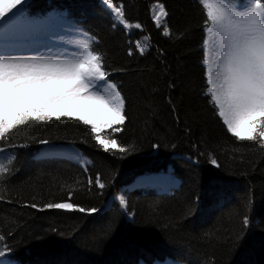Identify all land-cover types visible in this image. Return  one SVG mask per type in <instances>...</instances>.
Instances as JSON below:
<instances>
[{
  "label": "trees",
  "instance_id": "1",
  "mask_svg": "<svg viewBox=\"0 0 264 264\" xmlns=\"http://www.w3.org/2000/svg\"><path fill=\"white\" fill-rule=\"evenodd\" d=\"M263 2V1H262ZM139 23L133 36L113 23L97 0H31L27 12L50 8L92 37L109 80L125 99L120 131L93 133L70 117L29 119L0 137V259L17 264H137L171 257L186 264H264V139H240L219 120L202 66L207 13L197 0H114ZM166 12L167 34L149 7ZM264 3V2H263ZM147 36L139 54L133 41ZM258 131L264 130L262 124ZM115 140L108 149L96 140ZM42 142L73 143L90 160H32ZM121 148L127 151H120ZM174 154L187 155L196 163ZM215 161V163H213ZM171 164L180 186L126 193L128 221L106 197L140 173ZM105 185H96V177ZM92 183H89V181ZM69 203L70 209L47 208ZM32 205H35L33 207ZM95 208L80 212L79 208ZM248 219L245 225L244 220Z\"/></svg>",
  "mask_w": 264,
  "mask_h": 264
},
{
  "label": "snow or ice",
  "instance_id": "2",
  "mask_svg": "<svg viewBox=\"0 0 264 264\" xmlns=\"http://www.w3.org/2000/svg\"><path fill=\"white\" fill-rule=\"evenodd\" d=\"M21 3L22 0H11L6 5L0 4V21ZM201 3L207 10L206 32L210 35L204 43H211L214 53L208 72V93L229 132L240 139H255L258 127L264 124V3L261 0H250L248 6L234 4L233 0H201ZM22 11L17 9L9 19ZM115 11L123 15L121 9ZM101 61L102 57L87 44L79 59L0 55V137L30 118L44 121L78 116L84 124L92 126L93 133L104 124L109 127L123 124L125 99L116 90L117 86L108 81ZM208 63L206 58L205 64ZM105 85L110 90L107 95L100 91ZM97 110L106 113L103 122L90 115ZM258 135L264 139V130ZM96 140L105 150L109 144L116 147L115 140H103L99 135ZM5 171L0 165V173ZM95 183L105 187L99 176ZM124 203L121 197L120 204ZM46 207L66 209L73 205L49 203ZM78 211L95 212L96 209L81 207ZM244 223L248 224L247 218Z\"/></svg>",
  "mask_w": 264,
  "mask_h": 264
},
{
  "label": "rangeland",
  "instance_id": "3",
  "mask_svg": "<svg viewBox=\"0 0 264 264\" xmlns=\"http://www.w3.org/2000/svg\"><path fill=\"white\" fill-rule=\"evenodd\" d=\"M103 1L107 2L108 0H103ZM198 1L201 3V0H198ZM249 2L250 0H237V3H234V4L248 6ZM109 4L112 5L111 0ZM161 9H162V6L157 3L154 4V6L151 9L152 18L155 20V23L160 27H162L163 25L165 26L164 20L162 19V16L163 14H165L164 13L165 11L164 9L163 11H161ZM22 10L24 11V7L22 8ZM23 11L19 13L18 15H16L15 17H13L12 19H10L3 26V29L0 30V48L2 47V45L7 46V47L9 46L12 47V45L15 46V45H18L24 42L26 44L25 49H27V53L26 54L23 53L25 56H38V57L42 56L46 59H51V60L74 59V55H76V53L74 52L73 49H71V47L73 46L72 44L73 43L79 44L80 42H82L83 39H85V36H83V34H80L77 31V29L74 28L73 25H70L64 22V19H62L61 17H58L54 12L45 16L42 20L38 22H30L24 17ZM157 17H159V19H157ZM165 29L166 28L164 27L163 34H166ZM21 38H24L25 40ZM26 39L32 40V41H27ZM4 43H7V44H4ZM135 47L138 48L139 50L146 49V40H143V39L139 40L138 42H136ZM17 55H22V54H17ZM98 83H101V82H98ZM206 83H207V77H206ZM209 87L210 85L207 83V90L205 94L210 96V99H211V94L208 93ZM212 103L215 106V103L213 101ZM215 108H216V114L219 120L221 121V123L224 125V127L228 131L227 125L224 123V120L222 119V117L219 116V109L216 106ZM90 115L96 117V119L99 122H103L106 119V113L99 111V110L93 113H90ZM99 115H102V116L100 117ZM65 117H68V116H65ZM70 118H74L78 120L80 123L84 124L83 121L79 120L78 116L70 117ZM114 125H120V124H114ZM86 126L92 129L91 125H86ZM115 129H119V127L113 128V125L109 127L107 124H104V126L100 128L98 132L99 131H109V130L112 132H117L115 131ZM259 129L260 128H258V130ZM258 130L257 132H259ZM229 133L233 135L231 132ZM1 153L2 152L0 151V157L2 155ZM48 156H65L67 158H70L76 161L82 166H85L88 164L87 159L84 158L80 153L78 154L77 151L71 146H58V145H52V144H45L44 146H42L40 151L37 153V157L41 158V157H48ZM151 185H156L161 190H168L169 188L175 185V182L172 180V177L170 175H163V177H160L158 182H156L155 184H151ZM141 186H146V185L142 184ZM133 187H138V186L135 184H130L128 186L123 187L120 190L119 194L116 195L115 197H112L111 200L116 201L120 204V198L123 197L125 201V198H124L125 192L128 189H131ZM126 208L127 207L125 203L124 205H121V209L124 211L126 218L131 219L132 214ZM66 209H70V208H66ZM0 264H6V262H0Z\"/></svg>",
  "mask_w": 264,
  "mask_h": 264
},
{
  "label": "bare ground",
  "instance_id": "4",
  "mask_svg": "<svg viewBox=\"0 0 264 264\" xmlns=\"http://www.w3.org/2000/svg\"><path fill=\"white\" fill-rule=\"evenodd\" d=\"M28 1L29 0H22L21 5H18L17 6V9H19V8L22 9L24 7V5H26L28 3ZM101 1H102V5L104 7H106V9H108L110 11V13L114 17V19L117 21V23L118 24L119 23H122L123 24L124 21L122 20L121 16L115 11V9L113 7H109L108 6L109 5L108 1L107 2H104L103 0H101ZM10 2H11V0H0V4H3V5H6V4L10 3ZM17 9H12V12L7 13L6 17L2 21H0V30H2L3 29V26L10 20L9 17H12V14L15 13V12H17ZM124 27H126V29H130L132 26L131 25H127L126 23H124ZM205 34H206L205 35V39L206 38L207 39H210V35L206 32V29H205ZM205 39H204V41H205ZM4 44H7V43H4ZM25 47H26V44L24 42H22V43H20L18 45H15V46L12 45V47L11 46L7 47V46H3L2 45V47L0 48V55H7V56H12V55L13 56H25L23 54V53H25V54L27 53V49H25ZM203 47H204V61H203V64H204V67H205V75H206L207 80H208V72L211 70L212 61L214 59V53H213V50H212L211 43H209L208 45H205V43H204V46ZM71 49H73L74 52L76 53V55H74V59H79L80 56L83 54V48H81L80 46H77V45L74 46L73 45L71 47ZM17 54H22V55H17ZM206 58L209 61L208 64H205V59ZM101 83H103V82H101ZM100 91H101L102 94L107 95L110 90L107 89V86L105 85V87L102 88ZM99 116L101 117L102 115H99ZM160 177H163V175L162 174H157V175H142V176L137 177L136 180L133 182V184H135V185L153 184V183L155 184L156 182L159 181ZM161 264H174V263H171L170 261H165V262H163Z\"/></svg>",
  "mask_w": 264,
  "mask_h": 264
}]
</instances>
